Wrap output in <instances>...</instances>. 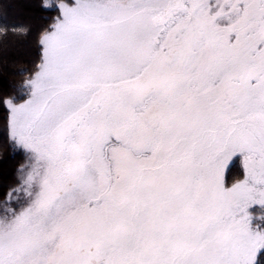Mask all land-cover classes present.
<instances>
[{
    "label": "snow or ice",
    "instance_id": "6c2138e0",
    "mask_svg": "<svg viewBox=\"0 0 264 264\" xmlns=\"http://www.w3.org/2000/svg\"><path fill=\"white\" fill-rule=\"evenodd\" d=\"M59 7L4 102L32 155L0 264H264V0Z\"/></svg>",
    "mask_w": 264,
    "mask_h": 264
},
{
    "label": "trees",
    "instance_id": "16d2710c",
    "mask_svg": "<svg viewBox=\"0 0 264 264\" xmlns=\"http://www.w3.org/2000/svg\"><path fill=\"white\" fill-rule=\"evenodd\" d=\"M52 5L45 7L44 0H0V206L8 191L18 186L16 172L21 165V153L8 134L4 102L23 101L30 95L26 81L42 59L41 31L51 28L58 16V7ZM242 174V159L236 157L226 172V183Z\"/></svg>",
    "mask_w": 264,
    "mask_h": 264
},
{
    "label": "rangeland",
    "instance_id": "374dc122",
    "mask_svg": "<svg viewBox=\"0 0 264 264\" xmlns=\"http://www.w3.org/2000/svg\"><path fill=\"white\" fill-rule=\"evenodd\" d=\"M72 2H73V0H44V6L45 7H48V6L52 5V4H53L52 6H57L58 7V16H57V19L54 22V24L57 22L58 18H60L62 16V12H61V9H60L59 5L62 4V3L71 4ZM54 24L52 25L51 28L48 27V28L42 29L41 34H40V41H41L42 36L45 33L49 32V31H51L53 29ZM42 55H43V46H42ZM28 99H29V97L27 99L23 100V101H17V102L13 101L12 99H10V100H12L13 103H15V104H22ZM5 100L7 101L9 99L6 98ZM6 107H7V105H6ZM10 115H11L10 109L8 108V132H9L8 134H9V136L11 138ZM13 143L15 144V146L18 148L19 152L21 153V163H20L21 165H20V168L16 172L18 186L15 189H18V191H15V192H13V190H9L8 191V194L10 192L13 193L12 197H11V200L9 201V205L8 206L12 207V208H17L20 203L26 202L27 199H28L27 192L25 191L26 185H23V179L26 177L27 166L31 163L30 157H31L32 154L28 150L22 148L19 144L15 143L14 141H13ZM234 158H236V157H232L229 161L226 162V166H225V169H224L225 183H226V172H227V170H228V168H229V166H230V164H231V162L233 161ZM22 169H24L25 171H22ZM243 175H244V173L242 174L241 178H239L238 180L243 179ZM238 180H236V181H238ZM232 184L228 185L226 183L227 186H231ZM7 198H8V195H7L6 199ZM3 207H4V204L0 206V211H2ZM257 211H259V210L257 209Z\"/></svg>",
    "mask_w": 264,
    "mask_h": 264
}]
</instances>
